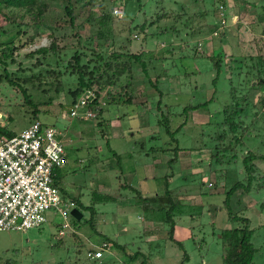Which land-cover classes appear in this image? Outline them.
Masks as SVG:
<instances>
[{
  "label": "rangeland",
  "instance_id": "rangeland-1",
  "mask_svg": "<svg viewBox=\"0 0 264 264\" xmlns=\"http://www.w3.org/2000/svg\"><path fill=\"white\" fill-rule=\"evenodd\" d=\"M222 1L226 0H126L123 8V24L116 26L106 21L105 24H101V27L113 28L114 26L115 28L114 35L111 33L108 36V41L98 43L101 44V51L104 54H112L123 48L125 50L128 48V52L131 54L140 51L146 52L145 54L148 52L154 56L153 62L149 63L147 67L152 81L154 80L153 72L158 73L164 68L168 69L169 76L159 78L157 87H152L148 78L141 72L140 66L135 64L130 81L132 93L135 95L134 102H145V104L118 105L110 103L103 106L101 118L104 120V125L102 130L92 127V123L83 124L71 119L68 106L62 107V112H59V109L55 107L51 114L41 113L39 115L38 120L41 123L54 125V128L62 135L67 164L61 170L56 185L60 190L61 197L65 196L66 199L76 200L79 203L75 209L82 218L76 220L72 215L69 216L68 223L76 233L64 237L62 241L58 239L57 229L50 221L39 228L30 229L24 233L0 232V264H74L75 258L81 260L78 264H88L89 261L86 257L88 247L95 242L99 243L100 239L105 237L119 244H126L129 250L140 251V254L148 259V264H225V253L219 234L223 230H229L232 224L228 222L226 211H220L217 216L211 213L214 205H223L225 196L222 188L217 189V196L211 195L207 185H204L201 190L202 193L207 194L205 197H175L177 202L186 206L209 205L205 208L209 209L210 207V212L204 210L202 217L196 219L183 215L174 217V229L170 235L166 234L169 229L168 225L163 223L143 224L142 221L144 219L147 221L149 213L145 214L133 203L136 197L135 191L141 192L143 196L155 194L157 190L160 193L165 187V182H169L172 188L178 187V191L182 189L187 193L190 186L187 181L193 182L189 174H203V167L209 162V149L216 145L217 139L215 138L222 132L221 127L216 126L221 123V118L212 119V125L207 126L209 117L196 111L193 112L190 122L181 129L180 134L176 137L177 142H173L174 146L171 147L174 148L177 144L179 148L189 146L196 150L190 153V157L181 155L180 158L168 165V160L174 159L175 153L166 143L169 137L163 134L164 130L161 127L156 128L157 117L163 113L166 118L167 107L165 108V104L169 106V109L172 108L171 114H182L183 107L190 100L193 105H197L204 102L216 90V97L219 101L217 104L209 106V109L221 111V104L230 101H228L227 94L229 88L239 85L240 88L245 86L248 91L256 92V96H258V92L264 95V84H261L264 79V58L260 56V58H253L249 62L244 61L246 64L243 63L244 59L242 60L243 56L248 54L254 56L257 51L261 50L263 52L261 55H264V35L261 34V30L264 28V0H239L235 3L236 7L233 4L234 0H229V5H234L232 11L230 8L224 12L220 10L222 13L220 17L218 6ZM112 2L113 0H97L95 6L90 8L83 2L74 5L75 23L76 26L81 25L83 36L90 35V31L86 28L91 9L93 8L92 12L97 18L101 13L98 6L102 4L109 9ZM245 2L249 3L248 6H245ZM64 3V0H56L51 6V11L44 17V23L51 27L57 50L62 49V54L69 56L74 49L78 48V41L75 29L69 26L62 11ZM200 12H205L202 20L197 17ZM183 13H185L183 24H190L188 21L191 19L188 17L191 18L193 13L195 14L193 25L205 24L208 30L207 34H191L189 28L184 29V25H181L183 21L178 22L177 18L179 17H176ZM144 14L151 20L157 16H165L157 24L147 29L149 31L147 42L143 41V37L134 32L133 27L130 29L127 24L132 19L133 22L140 23ZM173 17L178 22L176 29L179 30V33L181 30L183 38L189 35L186 40L190 50L186 52L190 55L189 58L178 59L182 55L181 52H184L182 51L185 48L184 45L177 39L170 40V33L162 32L164 25L173 26ZM108 21L112 23L111 20L108 19ZM4 28L9 29L7 26ZM159 29L161 35L156 36ZM215 31L224 35L214 37ZM253 38H256L258 47L252 43ZM50 42V38L45 36L36 39L33 45L24 48L21 52L19 58L22 61L21 67L13 65L9 66L7 70L15 72L19 68L26 69L31 65V62L27 58H23V55L39 47H47ZM198 44L200 45L198 46ZM166 45L174 48V56L178 59L172 60L175 64L173 69L169 68V60L162 61L164 56L167 57L162 53L163 49L169 48L165 47ZM218 54L223 57V64L218 79L212 85L211 82L215 75V70L210 71L215 62L212 55L217 56ZM233 58H236L237 64L239 60H242V65L249 64L250 74L247 75L245 67L242 74L233 76L229 80V73L233 72L236 67ZM252 64L255 66L253 71ZM24 72L20 75L29 76L27 71ZM257 75L260 76L257 77ZM250 78H254V81L250 83L251 86L247 84ZM110 91L114 90L104 87L106 95ZM116 91L118 92V90ZM161 94L163 98L160 96ZM37 97L43 99L41 93ZM159 99L162 102L160 110ZM19 102L20 98L16 90L4 82L0 83L1 113L11 117V121H6L4 118L1 123L6 125L7 131L15 134L27 129L33 121L30 119V114L19 107ZM169 120L172 131L184 122V118L179 116H174ZM256 120L255 118L246 119L245 124L248 125ZM148 122L151 123V126H148ZM157 130L163 139L150 140V135ZM216 131L217 134H215ZM250 131L251 134L243 140V146L237 148L239 156L247 155L250 150L257 155L264 154V115H261L256 123L251 124ZM237 135L241 136V132ZM202 143L209 149H205L201 153L196 152L203 147ZM211 144L212 146H210ZM158 148L161 152L157 150ZM114 153L117 158L113 157ZM239 156L237 157L239 158ZM118 160L120 162L116 164ZM234 167L237 169L236 174L228 176V180L222 176L223 170L220 172L219 169L211 175L208 184L222 180L221 183L217 181V184L222 186L226 183L227 188H230L236 179L240 180L238 178L240 177L239 171L243 169L239 161ZM258 167L260 172L264 171V164L260 163ZM233 169L232 171H234ZM199 178L200 176L196 177L194 181L199 182L197 180ZM101 185L105 186L101 188ZM253 187V192L250 194L237 192L235 197L230 199V205L236 211L243 212L244 217L250 221V228L254 230L251 242L258 249V253L253 264H264V188L259 187L258 184ZM99 193L102 196H110V200L104 197V200L107 201H99ZM120 194L122 198L117 199L116 202L111 199ZM97 198L98 200H95ZM235 198L239 199L241 204ZM183 209L187 214L191 211ZM197 212L199 213V211ZM54 221L59 223L57 219ZM91 225L100 236L94 234L97 231ZM87 243L90 245L88 246ZM110 248L112 250V246ZM105 253L102 260L104 263H125L120 252H117L116 259L111 256L112 253Z\"/></svg>",
  "mask_w": 264,
  "mask_h": 264
},
{
  "label": "trees",
  "instance_id": "trees-1",
  "mask_svg": "<svg viewBox=\"0 0 264 264\" xmlns=\"http://www.w3.org/2000/svg\"><path fill=\"white\" fill-rule=\"evenodd\" d=\"M64 1L65 3L62 7V11L67 18L69 26L75 29V36L78 41V48L74 49L69 56H67L66 54H62V49L57 50L55 46V40H53L51 27L45 25L44 23V17L51 11V6L56 2V0H0V83L4 82L8 86L16 90V93L20 98L19 107L22 108L24 112L29 113L30 119H33L32 124L29 127L38 124L42 130L53 129L57 132L56 138L61 141L62 135L57 129L54 128V125H46L45 123H41L38 120L41 113L51 114V112H54L53 110L55 109V107L59 109V112H62V107L68 106L71 109L89 90L94 93L95 97L90 98V100L87 101L85 105L81 106L78 109L77 116L71 117L70 112L69 116L71 119L80 121L83 124L92 123V127H97L102 130L104 120L101 118V116L103 114V108L108 104H145V102H134L135 95L134 93H132V84L130 81L132 70L135 64L140 66L141 72L146 78H148V81L152 87H157L159 78L163 76H169V74L167 73L168 69L164 68L158 73L153 72L154 80L152 81V77L149 75L147 67L149 63L153 62L154 56L150 53L148 54V52L147 54H145L146 52L144 53L143 51H140L138 53L131 54L128 52V48L126 49L127 51L125 50V48H123L107 55L101 51V44L99 45L98 43L108 41V36L111 33H113L112 35H114L115 32L114 26L113 28H109L107 26L101 27V24H105V21L116 26H120V24H123V8L126 0H113L112 5L109 9H107L106 6L100 4L98 8L100 9L101 13L97 18H95L94 13L92 12V8L91 12H89L88 15L89 22L88 27L86 28L90 31L89 36L82 35L83 30L81 25L76 26L74 5L83 2L84 5H87L90 8L95 6L97 0ZM238 1L239 0H234L233 4L237 3ZM248 4L249 3L245 2V6H248ZM233 7L234 5H229V0L222 1L218 6V11L221 10L224 12L229 8L232 11ZM116 8L121 12V17L113 15V10ZM221 11L220 14L219 12H217L220 17L222 14ZM205 12H200L197 17L201 18L202 20L205 16ZM256 12L258 15L257 10ZM183 15H185V13L176 16L179 17L177 18V21H183L181 25H184V29L189 28L191 30V34L197 33L204 35L208 31L205 24L197 26L196 24L195 26L193 25V22L195 20V14L193 13L191 15V18L188 17L189 19H191V21H188L190 24H183ZM164 17V15H162L161 17L157 16L155 19L151 20L144 14L143 19L142 21H140V23H137V21H134V23L132 19L127 24H129L128 27L130 29H132L131 27H133L135 30L134 32L143 37V41L147 42L149 35V31L147 29L154 24H157V22H159V20L163 19ZM108 19L111 20L112 23L108 21ZM173 22V26L168 27L167 25H164L162 32H164V34H166V32L170 33V40L174 41V39H177L179 42H181L182 45H184L183 47L186 48H182V51H184L185 53L181 52L182 55H180L178 59L189 58L190 55L186 54L187 50H189L188 43L186 42L189 35H186V37L183 38L181 30L179 33V30L176 29V25L178 24V22L175 21L174 17ZM6 26L9 27V29H5L4 27ZM261 31V34L264 35V28ZM214 33L216 34L214 37H220L224 35L223 33H219L216 31ZM158 35H161L160 29L158 34L156 33V36ZM42 36L50 38V45L47 47H39L25 53L23 55V58H27L28 60H30L31 65L23 70H21L22 68H19L15 72H9L7 70L9 66L16 65L21 67L22 61H20L19 58L21 57V52L23 51V49L30 45H33L35 43V40L39 39ZM170 40L169 42L172 43ZM256 42V38H253L252 43L255 45V47H258ZM199 45L200 44H198V46ZM243 46L245 48L244 44ZM165 47H169V45H166ZM167 49H163L162 53L167 55V57L165 58L164 56V58H162V61H164V59L167 61L169 60V68L173 69L175 68V64H173V61L178 59H176V57L174 56V48L169 47ZM179 49L181 48L179 47ZM261 51H257V54L254 56L251 54L245 55L243 57L241 56L242 60L244 59L243 63L246 64V61H252L253 58L256 57L258 59V57L260 58V56L264 58V55H261L263 53ZM212 56V58L215 59L214 65L211 66L212 68L210 70L212 72L213 70H215V75L211 82L213 85L218 79L221 72L223 57H221L220 54H218L217 56ZM232 60L233 62H236V58H233ZM242 60H239L238 64L236 62V67H234L233 72L231 71L229 73V80H231L233 76L236 77L242 74V71L245 67L247 75L250 74V70L248 69L250 68V65H242ZM251 67L253 71V67L255 68V66L252 64ZM24 71H27L29 73V76L20 75ZM65 76L66 78H64ZM258 76L260 75H257V77ZM253 81L254 78H250L248 79L247 84L250 85V83ZM242 82L244 84V81ZM261 84H264V79H262ZM239 86H233L232 88H229L227 94L229 97L228 101H230L229 103L221 104V111L209 109V106H211L212 104H217V102L219 101L216 97V90L211 93L210 97H207V94V99L197 105H193L192 100H190L188 104L183 107L182 114H171L170 111L172 110V108L169 109V106L167 104L164 105L165 108L167 107L166 118L164 117V114L161 113L160 117H157L156 119V128L159 129L161 127L164 130L163 134L169 137V139L167 140L168 142L166 143L168 144V147L173 150V153H175V158L168 160V165L172 164L175 159L180 158L181 155L183 157H185L186 155L190 157V153L196 150L193 147L189 146L187 148H179L177 144L176 147H171L174 146L173 142H177L176 137L178 134H180L181 129L186 126L188 122H190L191 114L193 112L196 111L201 115H207L209 117L207 126L212 125V119L221 118V123L216 124V126L219 125V127H221L222 129V132L215 138L217 139V142L213 148L209 149L202 143L203 147L199 148L196 151L201 153L202 151H205V149H209V164L205 163L206 166L203 167L202 175L191 173L189 174V176L193 178H191L193 182L190 183V181H187L188 185H190L187 193L182 189L178 191V187L172 188L169 182H165V187L162 192L160 191V193L157 190V193L155 194H145L143 196L141 192L134 190L136 197L134 198L133 202L136 208L142 209L145 214L149 213V215L147 216V221L145 219L144 221H142L143 224L163 223L165 225H168L169 229L166 234L170 235L174 229V217L183 215L186 217L188 216L192 219H196L202 217V212L204 210L210 212V207L209 209L205 208L209 205L204 204L200 206H186L185 204L183 205L180 202H177L175 200V197H205L207 194L202 193L201 190V187H203L204 185H207L209 193L211 195L217 196V189L219 187L222 188L224 190L223 194L225 196L223 205H214V207L211 209L213 212L211 213L212 215L217 216L220 211H226L228 214V222L232 224L229 230H223L219 234L222 241V248L225 253V264L254 263L255 256L258 253V249H256L251 242L254 230L250 228V221L244 217L243 212H240V210L236 211L233 207H231L230 199L232 197L234 198L237 192L250 194L251 192H253V186L256 184H258L259 187L264 188V171L260 172V168L258 167L260 163L264 164V154L257 155L255 152L250 150L248 151L247 155L239 156L237 151V148L239 146H243V140H245L251 134V124L256 123L261 115H264V95L263 93L258 92V96H256V92L253 93L251 90L248 91L245 86L241 88ZM104 87L112 88V90L114 91H110L106 95L104 93ZM116 90H118V92ZM39 93L42 94L43 99L37 97ZM115 94H117V96H114ZM160 96L163 98L162 94ZM160 104H162V102L159 99V110L161 108ZM1 107L2 106L0 104V140L10 139L17 134L11 131H7L6 125L1 123L2 119L4 118L6 119V121H11L10 116L1 113ZM87 111L92 116H88ZM174 116L184 118V122H182L174 131H172L170 127L171 121L169 120V118H172ZM249 118H255L257 120L246 125L245 120ZM213 125L215 126V124ZM148 126H151V123L148 122ZM239 132H241V136L237 135V133ZM215 134H217V131L215 132ZM229 135L231 136L229 137ZM161 138L162 136L159 134L158 130L150 135V140L152 141H158V139ZM210 146H212V144ZM159 149L160 148H158L157 150L160 151ZM237 156H239V158ZM113 157L117 158L116 153L113 154ZM238 161L241 162L243 166V169L239 171L240 177L238 178H240V180L237 181L238 179H236V182H234L230 188H227L226 183L220 186L219 184H217L218 180L214 181L213 184H208L211 175L216 173L219 169L220 172L221 170H223L222 176H224L225 180H228L231 174H236L235 171L237 169L234 166L238 164ZM119 162L120 161L118 160L116 164H119ZM232 168H234V171H232ZM60 172L61 170L56 171L55 184L59 179ZM198 176H200V178L197 179L199 182L194 181ZM221 181H218V183H221ZM104 186L105 185H101V188H103ZM128 187L129 189L131 188L130 185ZM98 195L99 201L101 202L110 200V196H102L100 193ZM121 196L122 195L120 194L117 196L118 198L113 197L111 199L113 201L115 200L116 202L117 199L122 198ZM104 197H106L107 200H104ZM95 200H98V198ZM235 200L239 204H241V201L239 199L235 198ZM73 202L75 204V207L77 204H79L76 200ZM183 208L189 209L191 211L187 214L185 213V210ZM197 211H199V213ZM195 213L198 215H196ZM51 222L52 225H54V227L57 229V237L61 241L64 237L76 233L73 227H71V231H67L65 234L60 235V232L62 230L61 223H56L54 220ZM91 227L95 229L94 226L91 225ZM95 231L97 230L95 229ZM94 234L100 236L98 231ZM102 243L112 244V250H110L109 253H112L111 256L116 259L115 257H117V252H120L123 256V261H125V263L123 264H148V259L141 255L140 251L129 250L126 244H119L107 237L103 238L102 240L100 239L99 243L95 242L92 245L87 243L88 246L90 245V247H88L87 249L86 256L89 261L88 264H90V262L91 264H106L102 261L104 258L103 254H106L104 251L102 252V257L99 259L91 258L90 256H88V253H96L97 249L95 247L100 246ZM80 261L81 260H79L78 258H75L74 264H78Z\"/></svg>",
  "mask_w": 264,
  "mask_h": 264
},
{
  "label": "built area",
  "instance_id": "built-area-1",
  "mask_svg": "<svg viewBox=\"0 0 264 264\" xmlns=\"http://www.w3.org/2000/svg\"><path fill=\"white\" fill-rule=\"evenodd\" d=\"M113 15L121 17V12L116 8ZM94 97L88 90L70 109V116H77L78 109ZM87 115L92 116L89 112ZM56 134L53 129L42 130L35 124L10 139L0 140V232L24 233L55 219L62 225L60 235L72 230L68 218L75 204L61 197L55 184L56 171L67 164L66 150ZM111 246L102 243L95 247L96 253L88 256L99 259L103 251L110 252Z\"/></svg>",
  "mask_w": 264,
  "mask_h": 264
},
{
  "label": "water",
  "instance_id": "water-1",
  "mask_svg": "<svg viewBox=\"0 0 264 264\" xmlns=\"http://www.w3.org/2000/svg\"><path fill=\"white\" fill-rule=\"evenodd\" d=\"M71 214H72V216H73L75 219H77V220H80V219H81V215H80V213H79L77 210H73V211L71 212Z\"/></svg>",
  "mask_w": 264,
  "mask_h": 264
},
{
  "label": "crops",
  "instance_id": "crops-1",
  "mask_svg": "<svg viewBox=\"0 0 264 264\" xmlns=\"http://www.w3.org/2000/svg\"><path fill=\"white\" fill-rule=\"evenodd\" d=\"M147 179V178H146ZM108 188H110V187H108ZM105 189V188H104ZM82 217V216H81ZM150 225H152V224H150Z\"/></svg>",
  "mask_w": 264,
  "mask_h": 264
},
{
  "label": "clouds",
  "instance_id": "clouds-1",
  "mask_svg": "<svg viewBox=\"0 0 264 264\" xmlns=\"http://www.w3.org/2000/svg\"><path fill=\"white\" fill-rule=\"evenodd\" d=\"M74 210H76V209H74ZM72 215V214H71ZM74 218V217H73Z\"/></svg>",
  "mask_w": 264,
  "mask_h": 264
}]
</instances>
